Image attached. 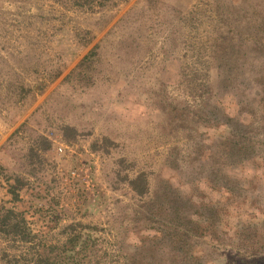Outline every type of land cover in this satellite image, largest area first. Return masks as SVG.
I'll return each instance as SVG.
<instances>
[{"label":"rangeland","instance_id":"obj_1","mask_svg":"<svg viewBox=\"0 0 264 264\" xmlns=\"http://www.w3.org/2000/svg\"><path fill=\"white\" fill-rule=\"evenodd\" d=\"M262 19L264 0H0V214L25 219L0 264H264Z\"/></svg>","mask_w":264,"mask_h":264},{"label":"trees","instance_id":"obj_2","mask_svg":"<svg viewBox=\"0 0 264 264\" xmlns=\"http://www.w3.org/2000/svg\"><path fill=\"white\" fill-rule=\"evenodd\" d=\"M254 29L259 31H264V19L255 22ZM15 180L16 182H21L19 178H16ZM130 183L133 190H135L138 194H146L150 192L149 180L145 177V175L137 176L135 179L131 180ZM8 191L11 192L13 195V198L10 201L19 198L17 186L10 185ZM2 208L5 209V213L3 215L0 214V230L7 233H13L15 235H18V233H25L24 231L25 227L23 225H20L21 223H23V221L25 222V219L21 217L20 220H17L18 212L11 207L4 208L2 206ZM178 218L179 219L184 218L183 214H180V216L178 214ZM175 227L178 226L176 225ZM177 234H178L177 232H172L169 235L173 237V239H175ZM243 261H245L244 264H255L253 259H249V260L244 259ZM35 264H54V261L51 260L50 255L40 254L37 257Z\"/></svg>","mask_w":264,"mask_h":264},{"label":"built area","instance_id":"obj_3","mask_svg":"<svg viewBox=\"0 0 264 264\" xmlns=\"http://www.w3.org/2000/svg\"><path fill=\"white\" fill-rule=\"evenodd\" d=\"M60 150L62 151V147H60Z\"/></svg>","mask_w":264,"mask_h":264}]
</instances>
